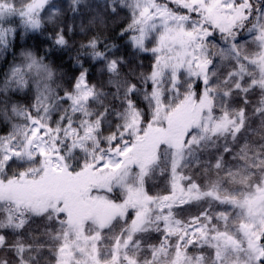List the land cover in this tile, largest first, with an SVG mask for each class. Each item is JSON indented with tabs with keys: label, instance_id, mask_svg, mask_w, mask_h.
I'll return each instance as SVG.
<instances>
[{
	"label": "snow or ice",
	"instance_id": "snow-or-ice-1",
	"mask_svg": "<svg viewBox=\"0 0 264 264\" xmlns=\"http://www.w3.org/2000/svg\"><path fill=\"white\" fill-rule=\"evenodd\" d=\"M0 264H264V0H0Z\"/></svg>",
	"mask_w": 264,
	"mask_h": 264
}]
</instances>
